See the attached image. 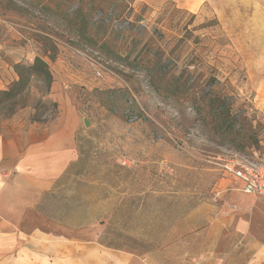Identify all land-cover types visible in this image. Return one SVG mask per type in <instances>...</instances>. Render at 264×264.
I'll return each mask as SVG.
<instances>
[{
  "label": "rangeland",
  "instance_id": "374dc122",
  "mask_svg": "<svg viewBox=\"0 0 264 264\" xmlns=\"http://www.w3.org/2000/svg\"><path fill=\"white\" fill-rule=\"evenodd\" d=\"M0 45L23 59L0 121L26 108L53 119L61 67L93 130L86 152L100 192L71 199V223L88 227L71 236L70 264H208L204 228L228 212L264 237V198L225 192L236 186L217 166L231 152L264 162V0H0ZM139 53L177 74L195 69L194 87L229 114L223 130L247 137L159 96L130 65ZM36 58L51 63V80L29 71Z\"/></svg>",
  "mask_w": 264,
  "mask_h": 264
},
{
  "label": "crops",
  "instance_id": "0c3cea01",
  "mask_svg": "<svg viewBox=\"0 0 264 264\" xmlns=\"http://www.w3.org/2000/svg\"><path fill=\"white\" fill-rule=\"evenodd\" d=\"M14 53L0 45V96L19 82L16 68L23 59ZM53 70V119L38 121L26 108L0 121V264H70L71 236L88 227L71 223V199L100 192L90 172L93 157L86 152L93 130L83 127L81 107L64 90L61 67ZM224 181L236 186L225 192L248 196L234 178ZM254 228L234 212L208 222L204 233L213 248L204 259L208 264H264V237ZM219 245L224 249L219 251Z\"/></svg>",
  "mask_w": 264,
  "mask_h": 264
},
{
  "label": "trees",
  "instance_id": "16d2710c",
  "mask_svg": "<svg viewBox=\"0 0 264 264\" xmlns=\"http://www.w3.org/2000/svg\"><path fill=\"white\" fill-rule=\"evenodd\" d=\"M132 55L133 53H129L126 56L127 60ZM156 59L157 58H152L144 53H139L133 58L130 65L149 72L150 83L159 96H162L165 99H176L178 103L188 106L190 109L194 110L204 122L215 123L218 126V132H220V134L228 136L233 135L238 139H244L247 137L244 130H223L222 127L226 124L229 114L215 109V105L220 102L219 97L212 96L210 91H199L194 87L195 69L192 70L188 67L177 74L173 68L169 66H161V64L156 63ZM28 69L33 72V75L35 76L42 75L48 80H51L52 78L49 66L40 58H37L34 65ZM20 84L21 82L19 81L14 84L10 90L1 93L0 105L16 95H19ZM236 148L239 151H242L247 147L236 146Z\"/></svg>",
  "mask_w": 264,
  "mask_h": 264
},
{
  "label": "built area",
  "instance_id": "2783aa9c",
  "mask_svg": "<svg viewBox=\"0 0 264 264\" xmlns=\"http://www.w3.org/2000/svg\"><path fill=\"white\" fill-rule=\"evenodd\" d=\"M98 77H102L98 74ZM231 159H217V166L241 185V192L248 196L264 198V162L249 159L231 152Z\"/></svg>",
  "mask_w": 264,
  "mask_h": 264
},
{
  "label": "water",
  "instance_id": "95a60500",
  "mask_svg": "<svg viewBox=\"0 0 264 264\" xmlns=\"http://www.w3.org/2000/svg\"><path fill=\"white\" fill-rule=\"evenodd\" d=\"M84 125H85L86 127H90V122H89V120L85 119V120H84Z\"/></svg>",
  "mask_w": 264,
  "mask_h": 264
}]
</instances>
